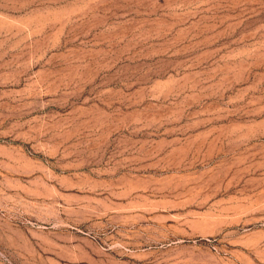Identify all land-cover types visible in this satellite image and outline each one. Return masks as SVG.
Here are the masks:
<instances>
[{
  "label": "rangeland",
  "instance_id": "obj_1",
  "mask_svg": "<svg viewBox=\"0 0 264 264\" xmlns=\"http://www.w3.org/2000/svg\"><path fill=\"white\" fill-rule=\"evenodd\" d=\"M0 264H264V0H0Z\"/></svg>",
  "mask_w": 264,
  "mask_h": 264
}]
</instances>
